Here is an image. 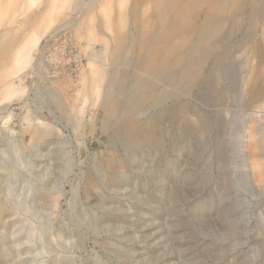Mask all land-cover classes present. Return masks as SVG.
<instances>
[{"label":"rangeland","instance_id":"374dc122","mask_svg":"<svg viewBox=\"0 0 264 264\" xmlns=\"http://www.w3.org/2000/svg\"><path fill=\"white\" fill-rule=\"evenodd\" d=\"M173 2L104 59L123 0H0V264H264V0Z\"/></svg>","mask_w":264,"mask_h":264},{"label":"bare ground","instance_id":"6f19581e","mask_svg":"<svg viewBox=\"0 0 264 264\" xmlns=\"http://www.w3.org/2000/svg\"><path fill=\"white\" fill-rule=\"evenodd\" d=\"M127 1L128 0H123L122 6H121L122 8L120 9V11L118 13V16H116L114 20L112 19V16L110 18V24H112V26L110 25V30L114 31L115 33H114V36H113L112 39H109V40L105 39V49L103 51V58L104 59L108 57V54L111 57L112 56H118L121 52L124 51L125 48H127L126 44L130 43L131 41H133V39L131 40V36L128 33V31H126V29H128V26L131 27V24L141 23V25L143 27L146 26L148 28V25H150L152 23L151 21L153 20V16H147V13L150 10L153 11V14L155 16L159 17V19L161 21H163L160 24V26H159L160 27V31H159L158 37L156 38V40H157L156 42H159L161 40L163 41V39H165V40L170 39L171 36H172V34H170V33H172V32L174 33V30L179 28L177 26V22L180 19H182V18L184 20L189 18L188 15L185 13V11H182V10L179 11V10H177L175 8L176 6H175V3L173 2V0H139L137 2H134L132 7H130L129 9H126L125 8V4L127 3ZM70 6L73 9L76 5L72 2L70 4ZM235 6H236V3L232 4V6L229 7L228 9L226 8V10H229V12H232ZM170 9L174 10V15H173V19L168 20V19H165L167 17L165 15H166L167 11L170 10ZM108 18H109V16H108ZM91 26H92V23H91ZM78 27H80V26H78ZM175 37L176 36H173V38H175ZM42 39H43V36H37L35 45L38 46ZM146 40H148V35L147 34L143 35L139 39L141 46H144V44L146 43L145 42ZM175 44H176V42H175ZM9 48L10 49L13 48V45H10V46L9 45H5V46H3L1 48V50L5 51V50H8ZM30 50L31 49H29V51L27 50L26 54L22 57V62H20L21 65H20L19 71L16 72L15 74H11V77H12L11 80H10L11 84L8 85V86L9 87H13V89L8 90V99L9 100H12L13 98L17 99V96H18V98H20L21 94L23 95V94H25L24 92L27 91V90H25L26 87L22 84L23 83L22 78H23V76H25L24 75L25 74V69L32 62V58H31L32 54H30ZM12 51H13V49H12ZM2 57H4V56H0V58H2ZM95 58H96L95 56L91 57V74H92L93 81H94L93 82V89H92L91 92L94 94L93 95L94 101L95 102H100V100H102L101 90L104 88V83L106 82V79L108 78L109 75L107 73H105V71L103 69L105 67L104 66L105 60L102 58L103 59L102 64H98L96 62ZM18 61L19 60H17V57H16L14 62L16 63ZM148 64H149V67L153 65V64L150 63V61H148ZM29 67H31V66H29ZM118 79H119V77H118ZM86 94H87V92H86ZM106 94H105V96H106ZM106 98H107L106 99L107 101H108V98L110 100L109 96H106ZM8 103H10V102H8ZM115 103H116L115 101H112V102H109V103L107 102V105L109 104L108 107H109V112L110 113H113L114 110L118 107V106H116ZM7 105H9V104H7ZM79 115L80 114H78V117H79ZM47 128H49L50 131H55L56 130V128H54L50 124L47 125ZM32 133H33L34 137L39 136L37 131L32 132ZM5 152L6 151H3V153H5ZM5 171L7 172V170H5ZM3 191H4V189H3ZM6 195H7V193H6Z\"/></svg>","mask_w":264,"mask_h":264},{"label":"crops","instance_id":"0c3cea01","mask_svg":"<svg viewBox=\"0 0 264 264\" xmlns=\"http://www.w3.org/2000/svg\"><path fill=\"white\" fill-rule=\"evenodd\" d=\"M36 36V39H37V36L39 35H35ZM7 40V41H6ZM5 45H13L14 44L10 41L9 38H6V35L3 33L1 36H0V54L3 53L4 57L0 58V67H3V65L7 62V60H12L14 62V60L16 59L17 57V60H21L22 57H19V53H21V50L17 49L16 51H14L15 53L13 54V51L11 53H4L3 50H1V48ZM12 74V73H11ZM11 74L9 76H11ZM0 76H4L6 77L5 75H0Z\"/></svg>","mask_w":264,"mask_h":264}]
</instances>
